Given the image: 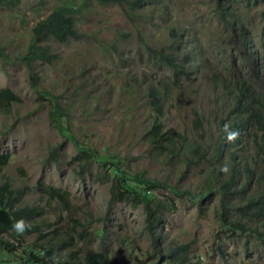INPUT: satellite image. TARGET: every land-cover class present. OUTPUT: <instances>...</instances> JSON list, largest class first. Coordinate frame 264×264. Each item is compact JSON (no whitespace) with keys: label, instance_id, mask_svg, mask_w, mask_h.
<instances>
[{"label":"rangeland","instance_id":"1","mask_svg":"<svg viewBox=\"0 0 264 264\" xmlns=\"http://www.w3.org/2000/svg\"><path fill=\"white\" fill-rule=\"evenodd\" d=\"M59 1L0 0V90L10 89L17 98L8 111L0 103V154L8 155L0 181L22 188L20 205L43 210L28 221L40 222L48 235L55 228L72 240L80 255L106 252L112 264L153 263L160 253L154 250L151 235L159 233L167 245H188L182 264H264V244L249 234L232 233L216 219V193L192 195L200 191L206 164L186 168L163 159L146 140L153 115L147 95L150 84L170 89L165 128L192 134L193 109L207 116L198 132L202 136L197 137L203 143L215 138L217 128L210 121L216 87L209 80L214 71L224 81L243 79L264 90V0H235L230 7L233 23L228 25L218 17L216 0H159L150 4L148 16H136L134 21L127 18L125 4L85 0L90 4L75 23L78 36L67 42L48 39L52 62L33 60L31 67L39 76L34 88L20 54L36 20ZM159 4L168 11L165 16L157 13ZM171 23L180 47L172 68L154 61L144 40L138 42L141 34L152 47H161ZM186 43V49L195 45L199 52L183 58ZM166 50L176 57L173 49ZM196 65L203 70L193 71ZM47 92L67 110L82 146L94 149L99 157L117 156L125 173H142L157 182L149 194L160 213L161 231L146 226L141 204L111 199L122 175L109 164L84 157L86 151L58 131ZM223 105L218 100L217 107ZM245 152L250 156L253 151L245 146ZM49 186L60 194H50ZM36 237L27 234L23 247L28 249ZM157 241L164 243L160 237ZM24 260L21 248L14 254L0 252V264ZM161 262L177 264L162 257Z\"/></svg>","mask_w":264,"mask_h":264},{"label":"trees","instance_id":"2","mask_svg":"<svg viewBox=\"0 0 264 264\" xmlns=\"http://www.w3.org/2000/svg\"><path fill=\"white\" fill-rule=\"evenodd\" d=\"M94 1L101 5L112 2L125 4V14L130 21H134L136 16H148L150 4L156 5L159 2V0ZM234 2L235 0H216L218 17L226 25L233 23L234 16L230 7ZM87 4L90 2L86 3L85 0H60L49 14L38 18L29 30L26 48L20 54V59L26 62L30 83L34 88L38 87L39 76L31 67L33 60L52 62L53 55H51L48 39L67 42L70 37L78 36L75 23ZM159 6L160 10L157 13L165 16L168 11L165 6L160 4ZM171 24L168 25L166 39L161 47H152L141 34L138 36V42L144 40L145 49L149 51L154 61L158 64H167L172 68L177 57L180 56V47L176 41L177 30L173 23ZM139 31H141L140 28ZM182 46L187 52V54L183 53V58L189 57V53L199 52L195 45H191L189 49L185 48L187 43ZM166 49H173L176 57L173 58L171 56L173 54ZM178 65L183 66V63ZM192 70L199 73L203 69L196 65ZM251 73L258 76V71L251 70ZM241 80L233 77L224 81L218 76L217 71L213 72V78L209 81L216 88L213 91L214 107L210 114L212 117L210 121H213L217 128L215 138L206 140L205 143L197 137L202 136L198 132L202 129L207 116L196 108L193 109L192 134L184 130L177 131L172 127L165 128V106L170 89L161 83L150 84L147 95L153 115L146 132V140L157 155L166 160L179 161L186 168L204 162L206 165L203 171V182L199 186L200 191L192 195L203 196L216 193L219 204L215 212L216 219L232 233L249 234L264 244V90H257L253 84ZM220 92L222 96H219ZM47 94L50 95L53 103L50 110L51 119L58 131L70 138L79 150H83V153L85 150L84 157L91 156L98 162L109 164L113 170L122 175L116 183V191L112 193L111 199H129L136 205L141 204L145 211L146 226L148 228L152 226L157 231H161L160 213L152 204L153 199L149 194L151 189L157 187V182L145 177L142 173H125L120 168L117 156L99 157L94 149L82 146L73 134L69 114L59 98L51 92ZM39 95L45 97L41 91ZM15 100L17 98L12 90H0V103L6 111ZM218 100L224 104L222 109L217 107ZM245 146L252 149L250 156H247ZM7 159V154H0V172L6 165ZM222 159H224V165H222ZM249 160L253 163L250 164ZM250 186L252 188H249ZM166 188H169V185ZM47 191L50 194H60V190L52 186L47 187ZM23 194L22 188L13 186L9 181H0V252L14 254L21 248L25 255V260L21 264H112L106 252H85L80 255L78 249H73L72 240L61 237L55 228L52 229L51 236L41 231L40 222H29L30 218L40 215L43 210L37 209L36 206L20 205ZM29 233H35L37 237L26 249L23 243L26 242L25 236ZM159 237L161 241L165 238L160 233ZM159 237L151 235L154 250L160 253V257L149 264H161V257L182 264L189 251L188 245L171 246L164 241L162 245L157 241ZM64 251L67 252L65 256Z\"/></svg>","mask_w":264,"mask_h":264},{"label":"clouds","instance_id":"3","mask_svg":"<svg viewBox=\"0 0 264 264\" xmlns=\"http://www.w3.org/2000/svg\"><path fill=\"white\" fill-rule=\"evenodd\" d=\"M95 252H97V251H95ZM100 252V251H99Z\"/></svg>","mask_w":264,"mask_h":264}]
</instances>
